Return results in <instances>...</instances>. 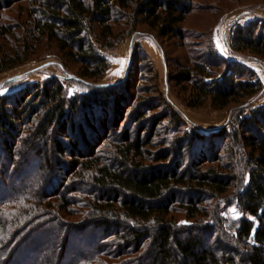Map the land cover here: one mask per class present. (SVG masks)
Returning <instances> with one entry per match:
<instances>
[{"label":"trees","instance_id":"1","mask_svg":"<svg viewBox=\"0 0 264 264\" xmlns=\"http://www.w3.org/2000/svg\"><path fill=\"white\" fill-rule=\"evenodd\" d=\"M190 1L32 0L31 14L37 16L22 24L34 45L54 42L64 58L80 66L77 76L96 82L87 94L70 96L53 79L22 90L16 102L0 96V151L6 159L0 165V264H20L26 257L28 264H264V105L241 109L229 124L205 134L184 130L183 115L165 99L174 124L166 130L174 137L171 147L152 156L148 148L160 122L153 121L146 136L147 127L131 128L150 122L149 110H137L121 131L120 123L112 129L127 113L129 80L96 84L111 67L106 52L147 26L158 40L179 39L189 48L192 64H179L168 81L191 88L187 107L210 102L222 111L259 95L263 82L242 63L214 47L210 59L195 58L182 27L193 11ZM230 45L236 53L264 58V20L238 28ZM27 51L4 55L0 73L27 62L21 59ZM135 63L155 67L144 50L134 53L131 73ZM31 155L44 159L42 178L20 180L18 190V172ZM236 160L245 164L243 181L234 170ZM236 185L244 214L232 238L211 220L193 225L173 220L180 202L196 219L206 215L205 203ZM52 197L56 201H48ZM216 234L221 240L213 241ZM224 239L229 244L216 245Z\"/></svg>","mask_w":264,"mask_h":264},{"label":"rangeland","instance_id":"2","mask_svg":"<svg viewBox=\"0 0 264 264\" xmlns=\"http://www.w3.org/2000/svg\"><path fill=\"white\" fill-rule=\"evenodd\" d=\"M6 2L7 0H0L1 4ZM190 3L193 5V11L187 16V20L182 24V27L187 32V42L189 41L193 45L191 48L196 53L195 58L198 59L199 56H202L204 60L210 59L209 51L214 47L222 57L231 61H238L255 72L264 84V58L249 53L240 54L236 52H234L235 56L246 57L245 61L228 58L231 38L236 33V30L246 27L255 21L256 14L264 16V0H191ZM4 6L0 11V59L6 54L14 53L16 50L25 52L28 50L27 54L25 53L21 57V59L28 58V61L15 66L9 71L0 73V96L9 97V100H12L11 102H16L15 97L22 90L33 85L44 84L53 79H60L66 86L70 96L89 93L90 83L94 84L96 82L94 79H81L77 76L78 71L81 70L80 66L64 58V55L59 53L54 42H46L45 40L43 45L36 46L34 45L35 38L31 36L30 31L27 28H23V19L31 18L32 20L37 16L36 14H31V9L35 8L32 7V0H13V5L8 7L5 4ZM4 28H12V30L11 32H6ZM141 28L143 29H138L135 34L128 36L106 52L111 67L106 76L96 84L102 86L105 82H114L112 83L114 85L120 84L126 79L129 80L130 88L126 103L127 113L120 119L115 120L116 125H112V129L114 131L116 129L115 126L120 123L119 130L121 131L124 126L130 125L132 117L137 110H142V108L149 110V118L153 117L150 118V122L138 123L131 128L137 132L141 125L147 127L148 129L143 134V136H146V134H149V129L153 128V121L157 122V124L160 122L152 145L148 148V152L152 156H155L165 148L171 147L174 137L173 134H168L166 130V128L170 127V125L174 126V124L170 123L171 109L166 105L165 99L183 115L185 120H183L184 126L182 128L184 130H198L205 134H211L213 131H217L229 124L232 116H237L241 109L249 111L257 106L264 105L263 90L246 105L233 104L222 111L215 110L210 102L199 108L187 107L184 98L189 99L191 88L188 87L185 91L182 88L185 85L180 87L176 86L174 82H168L169 74L175 73L179 64L185 66L192 64L190 61L192 55L188 54L189 48L186 42L170 38L158 40L155 32L149 27L144 26ZM225 37L228 38V45L224 41L226 40ZM142 50L153 60L155 67L151 71L148 70L149 65L139 67L135 63L131 73L133 55L135 52L140 53ZM248 58H254L256 61ZM187 61L190 62L187 63ZM262 63L263 67L261 66ZM126 66H128V71ZM219 73L221 74L222 71ZM150 90L151 93H149ZM9 107H12V105ZM165 116H169V118L160 121ZM110 121L113 122L112 117ZM115 132L109 133V136H111L110 140L115 135ZM24 135L26 136L27 133L25 132ZM2 147L3 145L0 146L1 149ZM208 150L211 149L209 148ZM104 151V149L101 151V155H103ZM222 156L225 155L222 154ZM226 159L225 157L224 160L226 161ZM17 160L20 161L21 157H18ZM69 160L70 158L68 157L67 161ZM5 162L4 152L0 151V165ZM24 162L23 170L18 172L16 184L18 190L21 188L20 180L27 179L35 182L42 178V173L39 171L44 164L43 158L31 155ZM151 162L145 161V164H150ZM233 167L238 177L242 176L243 181L246 173L245 164L236 160L233 163ZM0 177L4 179L1 170ZM242 181L240 180V183ZM56 187H58V183ZM237 192H239V188L236 185L218 200L205 203L203 211L206 215L198 214L196 219H191L187 216L181 202L173 209L171 216L179 225H193L196 222L204 223V220L208 223V220H211L209 224L217 226V228L221 226L224 234L228 235L230 239L235 235V228L238 227L239 221L244 214L239 207L238 200L235 198ZM14 197V194L10 195V199ZM48 201H56V198H49ZM75 207L83 212L88 210L81 204H77ZM75 219H79V217ZM222 235L221 233L220 236ZM220 236L216 234L213 241L221 240ZM225 244H229L225 239L216 243L217 246H224ZM18 246L16 245L17 249ZM30 255L33 256L32 254ZM26 258L20 261V264H28Z\"/></svg>","mask_w":264,"mask_h":264},{"label":"crops","instance_id":"3","mask_svg":"<svg viewBox=\"0 0 264 264\" xmlns=\"http://www.w3.org/2000/svg\"><path fill=\"white\" fill-rule=\"evenodd\" d=\"M255 17H256V19H263L264 20V16L262 15V14H256L255 15ZM226 38V37H225ZM225 42H226V44L228 45V38H226V40H224ZM229 48H230V52H228V54H229V56H228V58L229 59H238V60H241V61H245V59H246V57H239V56H235V53H234V51L232 50V48H231V46H229ZM249 60L251 59V60H253L254 58H248ZM254 61H256L255 59H254ZM259 62H261L260 60H258ZM128 64V63H127ZM126 64V65H127ZM262 67H263V63H262V65H261ZM126 70L128 71V66H126ZM122 80V79H121ZM117 82V81H116ZM112 83H114V82H105L103 85H106V86H109V85H112ZM264 90V89H263ZM263 92V91H262ZM264 94V93H263Z\"/></svg>","mask_w":264,"mask_h":264},{"label":"snow or ice","instance_id":"4","mask_svg":"<svg viewBox=\"0 0 264 264\" xmlns=\"http://www.w3.org/2000/svg\"><path fill=\"white\" fill-rule=\"evenodd\" d=\"M220 45H219V42H218V47H219ZM122 63V62H121Z\"/></svg>","mask_w":264,"mask_h":264}]
</instances>
